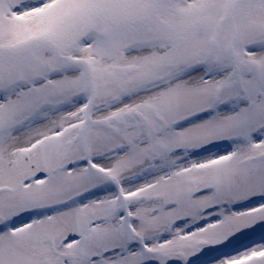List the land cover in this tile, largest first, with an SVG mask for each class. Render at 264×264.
<instances>
[{"label":"snow or ice","instance_id":"1","mask_svg":"<svg viewBox=\"0 0 264 264\" xmlns=\"http://www.w3.org/2000/svg\"><path fill=\"white\" fill-rule=\"evenodd\" d=\"M0 264H264V0H0Z\"/></svg>","mask_w":264,"mask_h":264}]
</instances>
